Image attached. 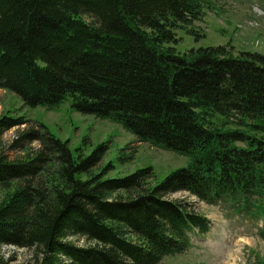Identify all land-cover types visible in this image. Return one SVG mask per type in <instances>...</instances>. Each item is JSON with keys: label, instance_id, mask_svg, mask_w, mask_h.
<instances>
[{"label": "trees", "instance_id": "16d2710c", "mask_svg": "<svg viewBox=\"0 0 264 264\" xmlns=\"http://www.w3.org/2000/svg\"><path fill=\"white\" fill-rule=\"evenodd\" d=\"M207 3L0 0L1 90L30 108L70 99L77 112L190 161L154 185L150 169L107 178L105 145L75 159L43 125L1 116L0 251L34 249V264H160L210 229L187 203L168 200L181 192L252 219L257 203L264 216V56L176 49L180 31L203 37L192 26ZM22 127L4 147V133Z\"/></svg>", "mask_w": 264, "mask_h": 264}, {"label": "rangeland", "instance_id": "374dc122", "mask_svg": "<svg viewBox=\"0 0 264 264\" xmlns=\"http://www.w3.org/2000/svg\"><path fill=\"white\" fill-rule=\"evenodd\" d=\"M201 38L180 31L181 39L176 49L182 54L190 49L207 47L233 48L236 52L258 53L264 56V0H208L201 22L193 24ZM25 117L33 122L26 127L46 129L60 141H67L75 159L90 155L99 145L107 150L101 159V167L111 165L107 178H124L140 169H150L152 185L159 183L172 172L185 168L189 158L139 143L136 137L121 126L108 120L96 119L77 112L71 100L56 108L26 107L16 96L0 89V117ZM25 128L6 131L3 146L8 147ZM40 131V130H39ZM36 143L31 148H36ZM12 160L18 152L6 150ZM168 200H179L195 214L210 222L204 235L191 239V246L183 254L165 258L160 264H264V242L259 232L264 226L262 208L254 203L251 214L254 219L238 216L222 206H210L198 201L187 192L169 195ZM189 211V212H191ZM82 245L81 240L74 241ZM6 264H34V249L1 248Z\"/></svg>", "mask_w": 264, "mask_h": 264}]
</instances>
